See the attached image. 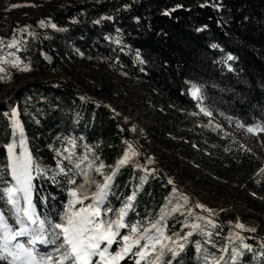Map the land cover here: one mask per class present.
<instances>
[{
    "label": "trees",
    "instance_id": "obj_1",
    "mask_svg": "<svg viewBox=\"0 0 264 264\" xmlns=\"http://www.w3.org/2000/svg\"><path fill=\"white\" fill-rule=\"evenodd\" d=\"M61 1L71 4L44 14L56 28L44 31L36 21H31L20 41L22 61L36 72L61 69L63 58L54 45L65 38L82 59L101 64L151 90L149 106L173 110L168 128L180 138L157 131L148 134L153 142L167 148L165 154L145 141L141 126L129 128L106 105L86 97L84 90L72 81L29 83L8 99H0V190L8 182L14 183L7 169V146L16 141L10 120V112L15 108L23 126L26 149L44 170L42 174L34 172L32 182V201L42 220L53 222L61 217L72 198L71 190H76L80 199L88 197L77 207L92 203L93 193L131 143L139 155L117 172L110 194L101 206L102 219H116L133 192L136 197L125 217L128 224L138 221L149 228L160 220L162 208L170 210L180 204V211L161 222L165 223L168 236L176 239L177 234L192 231L185 224L190 225L197 217L216 218L218 230L228 242L239 244L241 239L235 235L238 233L250 248L234 261L230 245L221 249L214 238L194 232L175 259L170 253H166L165 259H172V264H202L207 253L218 260L223 256L220 264L262 263L264 224L254 233L237 232L230 227L231 222H236L233 210L217 209L210 216L195 207L182 187L186 180L207 185L213 181V174L229 177V166L241 154L238 145L225 147L220 127L214 126L218 129L211 131L212 127L204 123L206 117L188 94L191 86L201 89V105L205 109L243 125L242 128L264 126V0ZM16 2L0 0L6 8ZM44 50L53 54L52 63L43 58ZM229 56L233 59L229 60ZM70 139L75 140V147L68 143ZM65 148L74 152L71 161L66 159L69 152ZM15 151L19 154L21 149L17 147ZM85 156L87 160L83 159ZM101 163L105 167L97 172ZM253 178L264 185V171ZM69 179L75 183H69ZM183 197H187V203ZM108 208L113 211L104 215ZM0 211L9 218L6 196L0 200ZM198 221L206 226L205 221ZM120 231L124 235L127 228ZM197 243L204 251L197 250ZM166 244L175 247L169 241ZM119 247L114 244L109 251ZM135 259L129 256L120 264H135ZM154 261L153 255L141 264ZM0 264L8 262L0 259Z\"/></svg>",
    "mask_w": 264,
    "mask_h": 264
},
{
    "label": "rangeland",
    "instance_id": "obj_2",
    "mask_svg": "<svg viewBox=\"0 0 264 264\" xmlns=\"http://www.w3.org/2000/svg\"><path fill=\"white\" fill-rule=\"evenodd\" d=\"M70 4L71 2H63L61 0H17L15 4L6 8L0 3V68L4 70L0 72V99H8L14 91L25 87L29 83L72 81L73 84L84 90L86 97L96 98L106 105L115 116L119 117L124 123H127L129 128L141 126L143 128L142 132L145 135V141L155 145L157 150L166 154L167 148L160 143L153 142V139L148 134L152 133V131H157L160 134L173 138H180L174 131L168 128V119L169 117L173 119L170 116L173 115V110H169L168 108L163 109V111L161 109H152L149 106V92L151 90L143 85H138L133 79L124 78L119 73L106 69L101 64H94L82 59L78 51L73 48L67 39L62 38L54 45L56 53L63 58L61 69H54L46 73L36 72L31 67H29V71L21 70L26 63L19 56L20 41L23 39V34L28 32L31 21H36L38 28L41 30L48 31L49 29H53L51 25L54 23L50 18H45L44 14L52 9L70 6ZM10 45L14 46L10 47ZM17 60L20 62L19 65L13 66V61ZM191 89L192 87L189 89V95H191ZM193 100L198 102L203 100L201 91L200 99ZM199 109H201V106H199ZM207 111L211 115H205L201 111L206 117L204 123L212 127L211 131L218 129L214 126L220 127L221 139H224L225 147L230 149L233 145H238L239 147L237 148L240 149L239 152L241 154L229 166V177H220L217 174H213V181L207 185L195 184L192 181L186 180L182 191L195 205L202 204L205 208L210 209L211 215L202 209L210 216L217 209L225 208L233 210L236 215V222H231L230 227H233L237 232L254 233L255 231L252 232L247 229H257L260 224H264V185H261L257 178H253L259 171H264V131L257 130L256 134L250 133L247 131V128H242L235 121L223 117L214 111ZM129 136H131L130 133ZM138 147H141L140 144H138ZM196 167L200 169L198 165ZM14 183L8 182L4 188ZM21 206H23V201H21ZM83 206L86 205H80L79 207ZM75 207L79 208L76 205ZM9 212V218L5 217L8 224L15 230H19L21 225L17 223L15 210L13 209ZM208 219L217 222L216 218ZM59 222H61V217L54 223ZM191 223L201 224L196 219ZM237 223L243 224L245 226L244 229L235 227ZM130 224L138 223L132 221ZM138 225L141 231L144 227L143 225ZM215 225V228L207 224L206 226H202H205L207 233H211L210 237L214 238V242L221 249L228 244L233 253V248H235L239 252L236 261L240 260L244 249L249 248H244L241 242L239 244L228 242L220 234L216 223ZM25 226L32 229L31 222H27ZM55 231L58 232L59 230ZM129 231L127 228L126 234H129ZM52 234L53 229L46 225V232L43 238L50 240ZM30 237H18L17 241L13 243L19 242L27 247L25 243ZM38 243L34 244L35 247L29 245L35 248L38 258L39 256H46L48 254L55 255L53 249L56 245L46 244L39 250ZM206 256L207 264H215L218 260V257L205 253L202 264H206ZM262 261V263L254 261L252 264H264V259Z\"/></svg>",
    "mask_w": 264,
    "mask_h": 264
},
{
    "label": "snow or ice",
    "instance_id": "obj_3",
    "mask_svg": "<svg viewBox=\"0 0 264 264\" xmlns=\"http://www.w3.org/2000/svg\"><path fill=\"white\" fill-rule=\"evenodd\" d=\"M168 13H165L167 15ZM43 23V22H41ZM51 27L56 28L55 24ZM14 46V45H10ZM212 47H216L215 44ZM229 60L233 57L229 56ZM19 61H13V66H18ZM143 63V61H141ZM22 71H29L28 65H24ZM4 70L0 68V72ZM191 95L193 99H200V89L193 85L191 89ZM201 111L205 115H211L210 112L201 108ZM10 120L12 127V134L16 138L14 143H10L7 146L8 151V164L7 169L10 171L12 180L15 182L13 185L0 190V200L7 197V203L11 205L10 211L15 210L17 217V223L21 225L19 230H15L11 227L5 216L0 213V259L7 260L8 264H120L126 257H134L135 264H141L142 261H148L150 256H155L153 264H172V259H175L180 252L185 249L186 244L189 242V238L194 232H198L201 235L211 236V233L204 231V226L199 223L185 224V227H190L192 231H189L183 235L177 234V238L173 239L172 236L165 234V226L161 223L167 216L180 211V204L175 205L170 210L162 208L160 213V220L151 223L149 228H144L141 232L138 224H128L125 222V217L128 210L133 206L132 201L136 197V192H133L127 197L128 203H126L121 209L116 219H102V207L110 194V189L113 186V181L120 167L128 164L130 160L139 155L131 143H128L127 150L124 155L117 161L116 167L112 169L110 175L105 176L104 182L98 186V190L93 193L91 200L92 203L86 206L76 208L75 205L83 204V199H88L85 196L80 199L76 190H71L69 195L72 197L65 207L64 213L61 215V222L53 223L47 219L41 220L36 214L35 205L32 201L33 192V179L35 178L33 173L42 174L44 170L34 161L33 156L26 149V141L24 138V130L19 120V113L15 108L10 112ZM243 127V125H241ZM257 130L264 131V126L256 125L255 127L247 128V131L256 134ZM68 143L75 147V140H69ZM19 147L21 151L19 154L15 149ZM64 151L69 152V156L66 159L71 161L74 152L65 148ZM87 160V156L83 158ZM149 159V163H151ZM60 167L59 163L57 165ZM77 168L80 164L75 165ZM92 164L89 163V167ZM105 166L103 163L96 168L97 172H100ZM63 172L64 169L60 168ZM85 176L87 175L84 173ZM53 179H55L53 177ZM146 177L141 178L145 180ZM69 183H75L69 179ZM171 183V181H169ZM82 187V186H81ZM175 191V190H174ZM185 203H187V197H183ZM23 201V206H21ZM196 208L203 209L209 212L211 210L205 208L202 204L195 205ZM113 211L111 208L104 210L103 214ZM189 215L192 212L189 210ZM198 220H203L207 225L216 227L215 222L207 217H197ZM31 222L33 225H37L36 228L29 229L26 227V223ZM46 225L53 229L52 238L46 240L43 238V234L46 232ZM235 227L244 229V225L237 223ZM128 228L129 234L122 235L121 229ZM55 230H59L58 232ZM248 231H256L255 228L247 229ZM33 233H38L33 235ZM236 238L241 239L242 246L244 248H250V245L243 244L242 238L239 234H235ZM31 236L28 241L29 244H34L39 240L43 244L56 245L53 249V254L46 256H39L34 247H25L22 243H13L17 241L18 237ZM135 237V238H133ZM58 241H60L58 243ZM165 241L171 242L175 247H169ZM122 242V244H121ZM210 242V241H206ZM120 245L119 250L110 252L109 249L113 245ZM197 250L201 249L200 244L197 243ZM227 251V249H225ZM166 253L171 254L172 259H165ZM239 252L233 248L232 259L235 261ZM10 257V259H9ZM98 258V259H94ZM207 264V256H206ZM224 257L221 256L215 264H220Z\"/></svg>",
    "mask_w": 264,
    "mask_h": 264
},
{
    "label": "water",
    "instance_id": "obj_4",
    "mask_svg": "<svg viewBox=\"0 0 264 264\" xmlns=\"http://www.w3.org/2000/svg\"><path fill=\"white\" fill-rule=\"evenodd\" d=\"M43 58H44L45 61L48 62V63H52L53 60H54V56H53V54H52L50 51H48V50H44V51H43Z\"/></svg>",
    "mask_w": 264,
    "mask_h": 264
},
{
    "label": "bare ground",
    "instance_id": "obj_5",
    "mask_svg": "<svg viewBox=\"0 0 264 264\" xmlns=\"http://www.w3.org/2000/svg\"><path fill=\"white\" fill-rule=\"evenodd\" d=\"M31 225H32V224H31ZM33 226H34V225H32V228H35V227H33ZM37 234H38V233H35L34 235H37ZM22 237H24V236H22ZM28 239L30 240V238H28ZM28 239H27V240H28ZM29 240H28V241H29ZM28 241L25 243L27 247H30L29 245H33V246L35 247V245L39 242V243H38V244H39V245H38V249L40 250V248H42V243H40L39 240L35 241V243H34L35 245H34V244H29Z\"/></svg>",
    "mask_w": 264,
    "mask_h": 264
}]
</instances>
